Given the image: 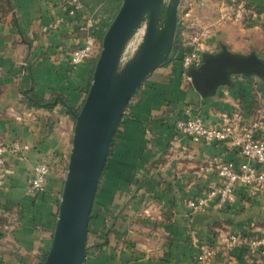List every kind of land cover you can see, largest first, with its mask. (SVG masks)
<instances>
[{
  "label": "crops",
  "instance_id": "crops-1",
  "mask_svg": "<svg viewBox=\"0 0 264 264\" xmlns=\"http://www.w3.org/2000/svg\"><path fill=\"white\" fill-rule=\"evenodd\" d=\"M251 1L258 17L249 25L227 27L224 39L229 54L253 55L264 67V0ZM100 6L93 7L99 15ZM81 26L66 15L63 0H0V143L7 166L0 187V264H40L50 248L57 197L50 201V187L39 196L26 187L37 161L49 162L69 148L70 112L82 102L101 48L100 38L94 57L70 69L69 52L86 34ZM181 40L179 33L171 61L148 75L117 125L92 207L96 216L89 219L83 264H203L194 236L219 246L208 264H264V255L246 245H221L229 233L264 237V190L249 195L238 188L230 204L210 205L194 216L187 205L217 179L218 158L238 163L243 157L227 142H196L173 129L190 107L216 125L224 114L238 111L240 125L259 122L264 136V81L234 71L201 93L188 76L209 54L185 69ZM256 166L264 170V164Z\"/></svg>",
  "mask_w": 264,
  "mask_h": 264
},
{
  "label": "water",
  "instance_id": "water-1",
  "mask_svg": "<svg viewBox=\"0 0 264 264\" xmlns=\"http://www.w3.org/2000/svg\"><path fill=\"white\" fill-rule=\"evenodd\" d=\"M162 0H122L106 28L86 97L76 113L66 176L50 248L41 264H83L89 219L109 147L130 98L156 65L169 55L175 38L178 0H171L169 19H149L137 58L115 79L119 58L143 12ZM165 20V21H164ZM169 22V23H168ZM152 23V24H151ZM226 61V62H225ZM225 62V63H224ZM264 75L261 61L251 55L234 56L223 48L208 55L190 75L195 89L205 93L226 82L230 72Z\"/></svg>",
  "mask_w": 264,
  "mask_h": 264
},
{
  "label": "built area",
  "instance_id": "built-area-1",
  "mask_svg": "<svg viewBox=\"0 0 264 264\" xmlns=\"http://www.w3.org/2000/svg\"><path fill=\"white\" fill-rule=\"evenodd\" d=\"M66 15L82 21L81 29L86 32L81 44L75 46L68 55V64L75 70L80 64L94 57L100 41L101 29L97 26L93 14L88 13L82 0H63ZM245 5L240 1L235 13L236 19L242 17ZM62 19L55 21L54 25L61 23ZM182 66L188 69L198 66L201 62L200 54L191 50L182 57ZM188 78H190L188 76ZM241 116L238 111L224 114L219 124L208 123L199 113L190 107H185L182 116L175 119L173 129L180 136L189 137L193 141L205 143L227 142L234 146L243 157V161L217 159V179L208 184L201 195H196L188 200L190 216L204 211L210 205L222 208L234 200L238 188L249 195H256L264 190V170L256 164H264V136H260L259 122L240 125ZM13 150H16L15 148ZM6 148L0 144V187L3 186L7 174L4 152ZM50 166L44 162H37L32 167L26 192L33 196L43 195L47 191ZM193 240L198 247L197 261L208 264L219 251V246L201 242L194 236ZM227 249L246 245L251 253L260 252L264 255V237L248 236L241 233H229L221 242Z\"/></svg>",
  "mask_w": 264,
  "mask_h": 264
},
{
  "label": "rangeland",
  "instance_id": "rangeland-1",
  "mask_svg": "<svg viewBox=\"0 0 264 264\" xmlns=\"http://www.w3.org/2000/svg\"><path fill=\"white\" fill-rule=\"evenodd\" d=\"M121 1L122 0H120L118 7H116L115 3H109L105 6L103 5V9H100V11H98L100 15H92L93 18L96 20L97 26L100 29H102V27H100L99 25L101 17L107 19V26H103L104 28L101 30L103 31V34L106 28L117 15L121 5ZM240 1L244 2L246 9L242 17L236 19L235 13L237 10V5ZM170 2L171 0H162L160 2V5L156 6V8H151L150 6L143 12L142 17L139 20L138 26L134 29L133 33L130 35V37L127 39L126 44L124 45V48L119 58V65L116 71L115 79H117L122 74V72L137 58L145 41L149 19L151 20L152 18L151 21H153L154 18L169 19L168 10L170 8ZM258 15L259 10L253 5L251 0H178L175 35L178 31L182 39V57L191 50L197 51L200 54V59H202L203 55L219 54L221 53L223 48L228 50L227 47L229 48L230 43L226 42L224 39L225 29H227V27H235V24L239 22H242L243 25H247V23L249 25L251 24L250 21L256 19ZM102 37L103 35L100 37L101 40ZM100 49L101 48L98 49L99 52ZM98 54H96V59ZM95 61L96 60H94L87 85L85 86L83 92V99L78 108V111L90 87ZM169 61L171 60H169V58H166L160 64L158 63L156 67L152 70V72L158 67H161L164 64L168 63ZM148 77L149 76H147L146 79ZM252 77L260 81H264V75L252 74ZM73 128L70 142H68L69 148L67 149L66 153H61V157H59L60 155H58L57 152L54 153V157H51L52 159L49 158V162H46L44 160L37 161L47 163L50 166L51 171L48 177L47 191L49 187L52 190L49 195L50 201L54 196L57 197V209L61 199L63 181L66 176L69 162ZM51 174L54 175V177L51 178L52 180L50 179ZM57 213L58 210L56 211V218Z\"/></svg>",
  "mask_w": 264,
  "mask_h": 264
},
{
  "label": "trees",
  "instance_id": "trees-1",
  "mask_svg": "<svg viewBox=\"0 0 264 264\" xmlns=\"http://www.w3.org/2000/svg\"><path fill=\"white\" fill-rule=\"evenodd\" d=\"M82 2L84 3V5H86V7H88V10H90V12L93 15L96 16L97 13L93 10V7H95L98 4H101L102 6H100V9H103V5L105 6V5H108L109 3H111V4L112 3H115L116 4V7H118L119 6V3H120V0H82ZM106 20H107L106 18L101 17V21H99L100 27L104 28L105 25L107 26V21ZM178 34H179V32L177 31L176 37H175V41L177 40ZM47 105L50 106L51 104L50 103H47ZM77 111H78V109H74V110H72L70 112V114L72 115V117H73L74 113L77 112ZM95 216H96V212L91 211L90 218H94ZM105 223H106V221H103L102 222L103 225H105ZM103 242L106 243V238H103ZM44 257H45V254L43 256V259H44Z\"/></svg>",
  "mask_w": 264,
  "mask_h": 264
},
{
  "label": "bare ground",
  "instance_id": "bare-ground-1",
  "mask_svg": "<svg viewBox=\"0 0 264 264\" xmlns=\"http://www.w3.org/2000/svg\"><path fill=\"white\" fill-rule=\"evenodd\" d=\"M161 20H163V18H159V20H157L156 22V24H157V28L159 29V24H161Z\"/></svg>",
  "mask_w": 264,
  "mask_h": 264
},
{
  "label": "flooded vegetation",
  "instance_id": "flooded-vegetation-1",
  "mask_svg": "<svg viewBox=\"0 0 264 264\" xmlns=\"http://www.w3.org/2000/svg\"><path fill=\"white\" fill-rule=\"evenodd\" d=\"M225 62H226V61H225ZM225 62H224V63H225Z\"/></svg>",
  "mask_w": 264,
  "mask_h": 264
}]
</instances>
